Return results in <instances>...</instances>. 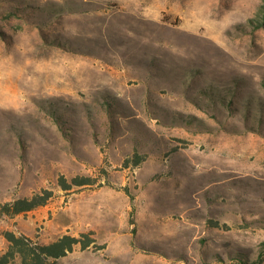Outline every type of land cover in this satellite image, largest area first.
<instances>
[{
	"label": "rangeland",
	"instance_id": "374dc122",
	"mask_svg": "<svg viewBox=\"0 0 264 264\" xmlns=\"http://www.w3.org/2000/svg\"><path fill=\"white\" fill-rule=\"evenodd\" d=\"M259 4L0 0V205L52 192L0 217V256L11 231L81 240L56 264L256 262Z\"/></svg>",
	"mask_w": 264,
	"mask_h": 264
},
{
	"label": "trees",
	"instance_id": "16d2710c",
	"mask_svg": "<svg viewBox=\"0 0 264 264\" xmlns=\"http://www.w3.org/2000/svg\"><path fill=\"white\" fill-rule=\"evenodd\" d=\"M256 16V19L250 20L251 26L254 29L264 28V0H260ZM72 181L76 186H84L89 183L90 179L76 177ZM60 183L64 189H68L69 185L65 178H62ZM51 197L52 192L44 190L43 193L35 194L32 197L5 203L0 205V217H15L31 212L47 205ZM4 237L8 242V248L0 256V264H56L60 258L71 253L81 241L74 236L64 235L51 243L43 244L36 243L25 235H17L11 231L4 232ZM263 261L264 242L260 244L259 259L252 264H262Z\"/></svg>",
	"mask_w": 264,
	"mask_h": 264
}]
</instances>
